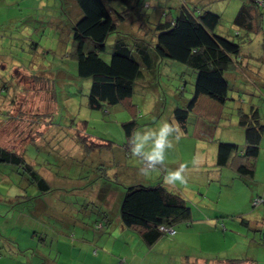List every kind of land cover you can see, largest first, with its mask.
Here are the masks:
<instances>
[{
  "label": "rangeland",
  "instance_id": "1",
  "mask_svg": "<svg viewBox=\"0 0 264 264\" xmlns=\"http://www.w3.org/2000/svg\"><path fill=\"white\" fill-rule=\"evenodd\" d=\"M149 1V8L140 9V19L132 16L120 24L119 30L130 34V30H137L140 24L154 28L152 17L158 15L159 19L164 10L174 15L182 0ZM192 1L188 2L200 6L207 2ZM210 1L222 16L218 31L227 36L235 35L237 27L233 19L241 0ZM80 17L75 0H0V144L13 145L23 151L25 159L40 172L50 187L40 195L44 193L42 188L21 167L0 163V258H23L14 246H21L25 253L30 250L32 240L34 246L41 237L47 246L44 251L57 258L56 246L63 236L59 231L68 224L77 225L76 239L90 241L93 249L99 248L100 254L110 251L100 243L102 234L93 229L101 217L99 211L104 212L98 200L100 187H124L134 182L144 183L145 178L150 177L154 178V183H165L166 171L173 170V162L174 169L177 168L180 154L184 164H190L202 155L209 157L207 161L211 162L215 160L220 140L245 143L243 132L236 124L237 108L248 109L253 98L264 110L263 97L261 100L251 95L250 88L244 89L243 79L236 78L231 90L233 98L227 102L225 114L218 118V122L210 123L205 119L212 114L208 100H203V107H199L197 114L189 119L190 134L198 128L205 130L202 137H197L202 139L198 141L199 147L190 137H174V149L166 153L167 169L158 166L157 172L147 177L141 175L139 168L143 165L132 154L122 164L118 159L122 156L119 150L122 147L119 146L124 141L122 122L129 120V114L116 110L118 115L110 117L103 111L90 109L88 105L91 80L78 76L77 60L73 54L72 27ZM115 35L117 33L110 35L102 53L106 59L112 55ZM234 39L241 41L239 36H234ZM245 43L249 41L243 42L244 46L247 45ZM252 44L249 46L254 48L252 52H258L261 47ZM157 66L159 71L155 77H148L146 88L138 83L135 91L139 120L152 122L153 116L155 129L164 121L170 123L173 101L175 105V101L180 103L192 98L190 94L196 80V73L189 66L172 59H161ZM257 66L258 74H264V65ZM156 87L159 91L153 90ZM46 89H50L49 95ZM81 129L112 142V146L95 150L88 148L79 137ZM137 130L147 128L143 125ZM81 144L85 149L79 147ZM148 146H151V141ZM260 147L253 178H241L229 169H220L222 174H218L213 163L206 170H186V182L170 186L190 200L193 218L198 219L197 222L193 226L187 222L177 224L176 235L163 238L168 239V244H161L149 253L140 242L133 243L127 252L135 254L136 263L264 264V203H253L254 198L264 197V138ZM208 173L215 177L209 178ZM27 191L31 193L30 199L19 195L17 200H9V196L25 195ZM41 206L49 211V214L45 213V219L38 216ZM112 209L110 213L118 212V206H112ZM207 216H213L208 224L199 221ZM105 241L106 237L101 240ZM109 242L111 245L115 239ZM118 246L115 249L117 254L120 252ZM85 256L83 250L66 248L60 264H74L79 257ZM117 257V264L123 260L128 264V255Z\"/></svg>",
  "mask_w": 264,
  "mask_h": 264
},
{
  "label": "trees",
  "instance_id": "2",
  "mask_svg": "<svg viewBox=\"0 0 264 264\" xmlns=\"http://www.w3.org/2000/svg\"><path fill=\"white\" fill-rule=\"evenodd\" d=\"M75 1L81 17L72 27L73 54L77 60L78 76L91 80L88 105L90 109L103 111L110 117L118 115L116 110H124L123 112L129 114V120L122 122L124 141L119 146L122 147L119 149L122 156L116 155L120 164L131 155L134 131L143 125L147 129L156 128L153 116L152 122L142 123L139 120L135 91L138 83H142V87L146 88L144 86L147 84L148 77L150 75L155 77L156 72L159 71L157 63L161 59H172L189 66L196 73V80L190 94L192 98L189 101H181L183 104L176 101L175 105L174 101L171 104L173 110L170 124L178 123L180 129L178 138L190 137L196 143L202 140L197 137H202L201 133L205 130L201 131L198 128L195 134H190L189 131L191 130L189 119L197 114V110L199 111L198 102L205 97L217 103L222 111L212 112L209 118L207 116L205 119L210 123L218 122V118L225 114L224 109L227 107V102L233 98L231 90L236 78L243 79L244 89L250 88L249 92L253 93L251 95L258 96L261 100L263 97L264 100V74H258L257 66L258 64L264 65V55L259 53V51H264V35L259 42L257 41V36L263 34L264 31V0H241L233 20L237 31L235 35L228 36L218 31L222 16L214 10L210 0H206V5L202 6L192 4L194 2L192 0H190L192 2L182 0L178 3L174 15L164 10L159 19L158 15L152 17L154 28L149 29L140 24L136 27L137 30H130L132 34L136 32L133 35L120 31V24L128 21L132 16H136V20L140 19V9L151 6L149 0ZM113 4H115L114 7H112ZM112 33H117V35L114 37L112 55L110 59H106L102 53L106 50ZM234 36H239L241 41H235ZM246 41L249 43H245L247 45L244 46L243 42ZM252 43L261 47L258 52H252L254 48L249 47ZM247 81L249 83H246ZM156 88L153 90L159 91V88ZM50 93L48 89L47 94ZM51 99L52 97L50 101ZM153 102H155L154 99ZM249 103L251 104L248 109L237 108L236 124L243 132L244 145L230 140H227L230 142L220 140L217 144L213 162L220 174H222L220 169H229L234 170L235 174L241 178H253L255 175V161L260 154V145L264 138V110H261V105H257L253 98ZM149 111L152 112L151 109ZM78 134L81 141L92 150L112 146V142L86 133L83 129ZM199 144H197L198 147ZM79 147L85 149L82 144ZM179 157L180 162L177 163L184 164L181 154ZM196 160L187 165L193 166ZM3 162L21 167L26 175L42 188L44 193L40 195L45 194V190H49L46 179L33 165L28 163L23 151H19L15 146L0 144V163ZM127 165L128 163L125 166ZM104 176L106 177V174ZM156 183L134 182L131 185L120 187L123 191L118 212L99 211L101 217L96 221L93 229L105 235L108 233L106 231L109 229L108 226H111L118 218L122 226L133 232L140 240L141 246L149 253L166 240L163 239L164 237L176 235L177 224L187 222L193 226L198 219L193 218V207L190 200L175 191L169 184L160 181ZM17 199L15 197L13 200ZM253 203L255 205L264 203L263 195L254 198ZM102 215L105 216L103 219ZM211 217L213 216L201 218L199 221L208 224ZM74 229L68 233H62L61 239L75 238ZM173 230H175L174 233H172ZM43 240L41 237L39 243L29 248L30 250L27 249L25 253L20 248L21 246L15 245L14 247L18 249L17 253L22 254L23 258L7 256L8 259L16 264H32L31 260L35 257V264H42L43 260L39 256L38 247ZM58 245L63 248L59 243ZM98 249L95 248L94 251L98 252ZM127 251L125 249L119 254L118 252L110 254L118 260L117 255H127ZM132 255L130 254L127 259L128 264L131 263ZM0 256H2L1 253ZM120 264H125V260ZM142 264L150 263L142 262Z\"/></svg>",
  "mask_w": 264,
  "mask_h": 264
},
{
  "label": "crops",
  "instance_id": "3",
  "mask_svg": "<svg viewBox=\"0 0 264 264\" xmlns=\"http://www.w3.org/2000/svg\"><path fill=\"white\" fill-rule=\"evenodd\" d=\"M240 4H241V2H240ZM263 35H264V31H263V34L257 36V41L258 42H259V40H261V38H262ZM259 53H261L262 56L264 55V51L263 52L262 51H259ZM203 100H208L207 102H210V104H211L210 108H212V112L219 111V110L222 111V108L219 107V105L217 103H215L214 101H212L209 98L208 99H205V97H202L200 99V101L198 102L199 105H200V107H203V105L201 104V102H203ZM209 100H211V101H209ZM205 111H207V110L205 109ZM210 115L211 114H208V118H209ZM195 132L196 131H194V133ZM208 158L209 157H205L204 155H202L201 157H198L197 160H196V162H195V164L193 166H188L186 170L191 169V168H193V169H198V168L201 169V168H203V169L206 170V168L209 165H211L212 163L214 165V162L213 161H211V162L210 161L209 162L207 161ZM172 164H173L172 165V168L174 170V162ZM181 164L182 163H179L178 165H176V167L178 168ZM167 165L168 164H166V165L164 164L163 165L165 169H167ZM198 165H199V167H198ZM169 166L171 168V164H169ZM218 174H219V172H218ZM208 177L209 178L215 177V175L213 173H208ZM141 181H144V180H141ZM146 182L147 183H150V184L151 183L153 184L155 182V180L152 177L145 178V182L144 183H146ZM114 183L115 182H113V184ZM122 191H123L122 188H120V187L115 188L114 185L111 186V187H100L99 188L98 200L100 202L99 204L102 206V208H103L104 211H107V212L110 211V212H112L113 211L112 206H114L115 208H117V206H118V208H119V206H120V198H121V195H122ZM19 195L24 196L26 198L28 197V199H30V197H31V193H29V191H27V193H25V195H22V193H21V194L15 195V197L18 198ZM9 197H10V199H9L10 201H12L15 198V197L12 198V196H9ZM38 212H39L38 216H40V217H44L45 213L46 214H49V211H48L47 208H45V206H43V207L41 206V208L38 210ZM44 219H45V217H44ZM76 226L77 225H74L73 226V225L68 224L65 228H63L59 232H60L61 235H62V233H68L69 231L73 230V227L75 228ZM43 227H44L43 229L46 230V226H43ZM108 228L109 229L106 230L108 233H106L105 235H102L101 236L100 243L106 249L109 248L110 251H105L104 253L100 254L101 253L100 250L98 252H95L94 251L95 248L93 249V244L90 241H82V240L76 239V238H73L71 240L70 239L69 240H62L60 238L59 244L63 248H60L59 245L56 246V251L58 253V257L55 258V259L51 257V256H53L52 254H47L44 251V248H47L45 242L42 243V244H39V247H38L39 250H38V252L40 254L39 255L40 258H42V260H43L42 264H60L61 263L62 253H64V250L66 248H69L71 250L80 249L81 251L82 250L84 251V253L86 255L85 258L84 257L83 258L79 257L75 261L74 264H117V259L114 258V257H112L110 253H116L117 251L115 249L117 248V246L119 244H120V246H118V247H119L120 253H121V251H123L125 249L128 250L129 249V246H132L133 243L140 242V240L137 238V236L133 232H131V231L127 230L126 228H124L122 226V224L120 223V221L118 220V218H116V220L114 221V223H112L111 226H108ZM87 229H89L88 226H87ZM76 230L77 229H74V233L76 232ZM30 231H32V230H30ZM65 237H66V235H65ZM104 237H106V239H107V241H105V243L104 242H101L102 239L104 240ZM112 238L115 239V242L110 245V242L109 241ZM33 242H34V240H32V243H31L32 246H30V247H33ZM162 244H164V245L165 244H168V239L166 241H164ZM127 255L130 256V254L128 252H127ZM131 257L132 258H131V263L130 264H137L136 263V258L137 257H135V254L132 255ZM31 261H32V264H35V257ZM0 263H4V264H16V262L14 263V261L13 262L10 261L8 259V257H2V258H0ZM29 263H31V262H29Z\"/></svg>",
  "mask_w": 264,
  "mask_h": 264
},
{
  "label": "clouds",
  "instance_id": "4",
  "mask_svg": "<svg viewBox=\"0 0 264 264\" xmlns=\"http://www.w3.org/2000/svg\"><path fill=\"white\" fill-rule=\"evenodd\" d=\"M179 134L178 123L170 124L167 121H164L158 129L134 131L131 154L143 165L139 168L141 175L147 177L153 172H157L158 166L164 165L166 153L174 149L173 138H178ZM149 141H151L150 147L148 146ZM187 167V164H181L174 170H167L164 175V182L169 185H175L176 182L185 183Z\"/></svg>",
  "mask_w": 264,
  "mask_h": 264
},
{
  "label": "built area",
  "instance_id": "5",
  "mask_svg": "<svg viewBox=\"0 0 264 264\" xmlns=\"http://www.w3.org/2000/svg\"><path fill=\"white\" fill-rule=\"evenodd\" d=\"M174 232H175V230L172 231V233H174Z\"/></svg>",
  "mask_w": 264,
  "mask_h": 264
}]
</instances>
